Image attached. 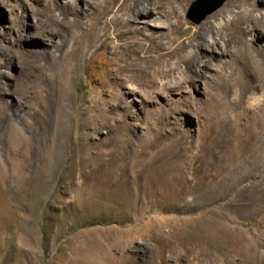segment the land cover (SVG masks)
Segmentation results:
<instances>
[{
  "label": "rangeland",
  "instance_id": "obj_1",
  "mask_svg": "<svg viewBox=\"0 0 264 264\" xmlns=\"http://www.w3.org/2000/svg\"><path fill=\"white\" fill-rule=\"evenodd\" d=\"M194 1L174 32L162 3L106 34L93 3L0 0V264H264V76L143 39L187 43L241 9L193 22ZM135 41L154 63L127 64Z\"/></svg>",
  "mask_w": 264,
  "mask_h": 264
},
{
  "label": "bare ground",
  "instance_id": "obj_2",
  "mask_svg": "<svg viewBox=\"0 0 264 264\" xmlns=\"http://www.w3.org/2000/svg\"><path fill=\"white\" fill-rule=\"evenodd\" d=\"M80 1L84 2L85 4L93 3L96 5L98 13L104 17L102 26L99 27V30L107 34V32L114 31L119 25V22L122 23V20H124V23L125 21L129 23L139 20V17L142 16L146 18L153 16L151 13L152 5L157 7L162 3H167L170 5L166 14V22L170 24H168L170 26L169 31L174 32L177 29V26H173L170 23V19L174 17L176 8H184V2L187 0H179V6H175L168 0H131L129 4L124 6H122L123 4L121 5V3L114 4L112 0ZM260 1L264 4V0ZM77 2L78 0H70L68 4L69 8L74 9ZM238 5L241 9L240 11L236 12L232 18L225 19L222 17L219 19L217 25H215L211 20H208L204 25L206 28H203L198 32H191V37L187 43H173L168 46V48H165L163 42L164 37L162 34L154 36L153 33H149L144 35L143 39L149 41L150 44H153L154 48H160L161 55L164 53L170 54L187 65L198 64L204 56H207L209 53L216 52L219 61L222 62L223 66H234L235 68L232 69L228 74H222L224 77L244 78V75L248 72H250L254 77H263L264 44L262 43L261 45H258L255 42L258 41L259 37H264V32L258 29L259 26H264V14L261 13L260 17L254 16L252 12H254L256 6L247 0H231L222 9L213 14L212 18L216 20L218 16L222 15V13L229 12L230 8L236 7ZM143 22L145 25L148 21L144 20ZM91 29L92 31L94 30L92 27H90L88 31ZM140 31L144 33L143 29H140ZM245 32L251 36V41H248L244 38ZM214 33H216L218 36L214 37ZM139 43V41L128 42L124 46H119V51L123 52L125 56H129L132 53H134V56H136L133 61L130 60L127 62V64H137L142 59H145L150 64L154 63L152 58L148 59L146 58L147 55H142L137 51ZM189 45H194L197 49L181 54V51L185 50ZM112 49L114 51L116 50L115 47ZM205 66L207 68V76L212 77L219 74L218 69L211 64H206ZM199 70L202 71V68L200 67ZM193 255L195 256L194 252Z\"/></svg>",
  "mask_w": 264,
  "mask_h": 264
},
{
  "label": "water",
  "instance_id": "obj_3",
  "mask_svg": "<svg viewBox=\"0 0 264 264\" xmlns=\"http://www.w3.org/2000/svg\"><path fill=\"white\" fill-rule=\"evenodd\" d=\"M224 0H212L208 2V0H196L192 3L191 9L188 13V17L193 21V22H199L205 15H207L209 12L217 8L223 3ZM201 4H204V6H200ZM207 4V5H206ZM200 6V8H199ZM197 8L200 9L197 13L194 12V9Z\"/></svg>",
  "mask_w": 264,
  "mask_h": 264
}]
</instances>
